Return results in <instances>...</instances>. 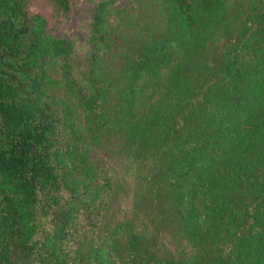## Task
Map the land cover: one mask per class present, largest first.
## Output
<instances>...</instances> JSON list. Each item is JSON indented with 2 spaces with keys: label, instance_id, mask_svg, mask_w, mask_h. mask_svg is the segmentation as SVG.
Returning <instances> with one entry per match:
<instances>
[{
  "label": "trees",
  "instance_id": "obj_1",
  "mask_svg": "<svg viewBox=\"0 0 264 264\" xmlns=\"http://www.w3.org/2000/svg\"><path fill=\"white\" fill-rule=\"evenodd\" d=\"M118 1L0 0V264H264V0Z\"/></svg>",
  "mask_w": 264,
  "mask_h": 264
},
{
  "label": "rangeland",
  "instance_id": "obj_2",
  "mask_svg": "<svg viewBox=\"0 0 264 264\" xmlns=\"http://www.w3.org/2000/svg\"><path fill=\"white\" fill-rule=\"evenodd\" d=\"M123 0H119L117 3L114 4V6H117L118 4L123 3ZM141 3L137 5L135 8V15L136 14H147V19H161V17L164 18V12L157 4H151L149 5L148 0H142ZM88 3V0H69V7L70 11L67 15H61L59 14L54 6L47 0H28L27 10L28 15L31 16H38L40 19L43 20L44 25L42 24L40 26V30L42 31V34L44 36H50V37H57L60 39H68L70 36V28H71V22L75 15L78 14L80 8L83 6V4ZM126 4V3H125ZM72 62V61H71ZM60 67V65H59ZM59 67H51L49 65L43 64V82L48 84H54L56 87L48 86V92L51 94H54L56 96H60L62 98H65L63 94L66 92L67 94L70 93L68 97V101H73L75 99V96L71 98V94L73 92L72 89H70V86L68 83L64 82L63 77L64 75L61 72V69ZM65 71V70H64ZM62 79V80H61ZM58 82V86L56 84ZM90 160H97L98 164L105 163L109 167L104 166L106 175L108 178H110L113 181H116L119 179L118 176H113L111 173V167L115 166V157L109 156L106 153L102 154H95V152H91L90 154ZM122 196H126V193L122 194ZM128 196V195H127ZM130 198H113L109 197V202L107 206V212L111 214V217L107 218V220L111 223V225H115L117 223V220L119 218H122V214L124 213L125 216H128L130 218H134L136 216V212L134 210H131L132 204L129 201ZM120 211V212H119ZM164 231V235H165ZM85 243H88L87 241ZM158 246V245H157Z\"/></svg>",
  "mask_w": 264,
  "mask_h": 264
}]
</instances>
